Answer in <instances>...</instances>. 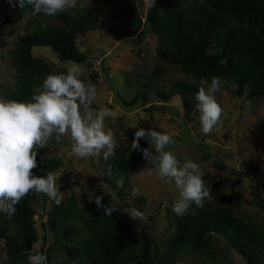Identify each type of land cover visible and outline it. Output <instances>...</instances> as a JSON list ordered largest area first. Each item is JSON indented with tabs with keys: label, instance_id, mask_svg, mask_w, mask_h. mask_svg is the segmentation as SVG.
<instances>
[{
	"label": "rangeland",
	"instance_id": "obj_1",
	"mask_svg": "<svg viewBox=\"0 0 264 264\" xmlns=\"http://www.w3.org/2000/svg\"><path fill=\"white\" fill-rule=\"evenodd\" d=\"M166 1L153 0L152 5L159 6ZM170 1L196 13L203 10L201 0ZM146 3L148 8L149 0ZM139 5V0H77L75 8L48 17L33 15L30 6L23 10L11 8L6 0H0V12L16 18L12 28L0 24V99L9 100L17 83L16 70L23 59L18 44L20 36L39 23L72 32L77 50L84 54L82 62H73L81 68L79 78L85 83L91 82L97 89L91 107L94 110L107 107L115 112L104 124L105 131L113 133L115 147L125 146L140 128L171 135L175 142L165 150L173 152L181 164L192 160L201 167L211 195L204 204L227 208L264 235V97L237 96L232 91L234 86L222 80V88L215 93L223 109L221 122L212 133L205 135L196 108L193 116H189L191 113L186 116L178 96L168 94L173 82L188 77L180 65H173L160 56L161 37L152 32L150 25L145 26L144 12L141 14ZM105 8L120 13H101ZM150 10L154 18L158 9L151 7ZM207 51H213L212 42ZM30 55L34 60L29 65L37 67L41 82L48 74L66 72L72 62L60 61L47 46L31 47ZM199 82L206 89L211 80ZM133 96L139 98L135 105L124 107L120 103ZM157 104L161 107L149 109ZM140 141L145 143L144 149L154 152L153 145ZM70 145L69 137L57 140L54 134L39 150L38 166L32 170L36 177H44L47 172L56 174L63 193L59 205L43 194L29 193L15 206L13 217L0 213V264H28V255L38 253L41 244L47 256L46 264H75L72 249L60 244L52 220L58 216L59 206L66 202L97 207L96 196H103L104 205L135 207L144 213V219L135 221L119 209L116 211L126 233L138 239L134 252L139 251L140 240L146 242L151 254L149 264H158V256H167L175 264H247L228 239L218 233L201 235L200 253L186 246L182 223L196 213L195 204L184 215L177 216L172 207L179 189L174 181L158 179L154 171L149 174L153 165L147 164L143 153L122 193H116L105 182L100 168L104 152L79 159L70 154ZM47 163H55L54 169L43 168ZM134 189L139 190V196L132 195ZM259 198L261 206L257 203ZM22 210L29 213L34 240L27 250L15 252L11 239H20L18 215ZM254 264H264V247Z\"/></svg>",
	"mask_w": 264,
	"mask_h": 264
},
{
	"label": "trees",
	"instance_id": "obj_2",
	"mask_svg": "<svg viewBox=\"0 0 264 264\" xmlns=\"http://www.w3.org/2000/svg\"><path fill=\"white\" fill-rule=\"evenodd\" d=\"M150 2V0H149ZM203 10L198 11L178 5L175 1H166L156 7L158 13L151 16V7L139 0V9L144 12L145 26L151 27L162 40L158 53L169 63L180 65L187 79H179L168 88L170 96L179 98L180 107L185 115L193 116L194 95L201 86L200 80L219 77L234 86L237 96L245 98L264 97V0H201ZM145 9V10H143ZM101 13H120L105 8ZM16 18L0 12V24L12 28ZM47 25V24H46ZM213 43V51L207 49ZM21 45L17 67V83L9 95V100L29 102L36 89L42 84L35 65L30 66L34 57L30 55L33 46H47L60 61L80 63L84 54L74 44V34L66 30L41 23L18 38ZM19 55V56H20ZM163 97V94H160ZM139 98L133 96L128 101L121 100L124 107L136 104ZM158 105V104H157ZM163 105V104H160ZM161 106H150V108ZM193 111V112H192ZM133 138L125 146L115 147V155L101 159L100 168L105 182L116 193H122L128 183V177L140 159L142 152L129 150ZM141 149L145 143L139 141ZM55 163L43 165L52 170ZM123 177V187H117L116 181ZM259 206L262 201L257 200ZM196 213L184 220L186 246L200 253L201 235L214 232L225 236L242 256L247 264H254L263 253L264 235L252 224L243 223L231 211L223 206L210 204L197 207ZM29 213H19L20 239L12 238L13 251L27 250L34 240L33 229L29 222ZM60 244L72 249L75 264H149L150 252L146 242L140 240L139 251L134 252L138 239L127 234L113 212L110 217L101 209L80 206L66 202L58 208V216L52 220ZM81 225V227H80ZM183 237V235L181 236ZM44 242L45 235H41ZM69 242V245L67 244ZM38 253H44L43 245ZM158 264H175L167 256H158Z\"/></svg>",
	"mask_w": 264,
	"mask_h": 264
},
{
	"label": "clouds",
	"instance_id": "obj_3",
	"mask_svg": "<svg viewBox=\"0 0 264 264\" xmlns=\"http://www.w3.org/2000/svg\"><path fill=\"white\" fill-rule=\"evenodd\" d=\"M11 8L25 9L30 6L33 15L43 14L51 17L77 6V0H6ZM153 0H150L149 7ZM46 29V24H41ZM118 43V42H117ZM71 65L66 72L48 74L42 81L38 94L29 102L0 99V213L11 218L16 213V205L29 193L43 194L59 205L63 198L55 173L47 172L44 177L33 175L37 168L39 150L44 148L55 134L56 139L70 138V154L79 159H87L104 152V159L115 155L116 141L113 133L105 131V120L114 117L115 112L105 107L94 110L91 105L96 98L97 89L91 82L85 83L79 76L81 68ZM223 81L212 77L207 88L200 87L194 95L195 108L202 132L212 133L220 124L222 107L215 99ZM154 146V152L141 149L140 140ZM175 141L169 134L140 128L134 132L131 150L143 153L147 164L153 165L158 179L174 181L179 189L172 211L181 216L191 204L203 207L204 201L211 198L210 188L206 186L201 167L192 160L181 162L171 151L165 149ZM123 177L117 187H123ZM139 196V190L132 191ZM103 196H96L94 202L105 216L110 217L118 209L132 220L144 219V213L135 207L117 208L102 204ZM43 253L28 255V264H46Z\"/></svg>",
	"mask_w": 264,
	"mask_h": 264
},
{
	"label": "built area",
	"instance_id": "obj_4",
	"mask_svg": "<svg viewBox=\"0 0 264 264\" xmlns=\"http://www.w3.org/2000/svg\"><path fill=\"white\" fill-rule=\"evenodd\" d=\"M144 1V3H146V0H143Z\"/></svg>",
	"mask_w": 264,
	"mask_h": 264
}]
</instances>
